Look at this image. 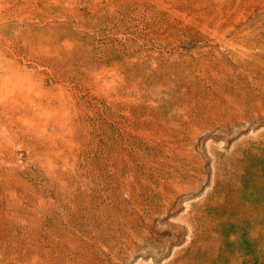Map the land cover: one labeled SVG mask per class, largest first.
Instances as JSON below:
<instances>
[{
  "label": "rangeland",
  "instance_id": "rangeland-1",
  "mask_svg": "<svg viewBox=\"0 0 264 264\" xmlns=\"http://www.w3.org/2000/svg\"><path fill=\"white\" fill-rule=\"evenodd\" d=\"M0 264H264V0H0Z\"/></svg>",
  "mask_w": 264,
  "mask_h": 264
},
{
  "label": "bare ground",
  "instance_id": "bare-ground-1",
  "mask_svg": "<svg viewBox=\"0 0 264 264\" xmlns=\"http://www.w3.org/2000/svg\"><path fill=\"white\" fill-rule=\"evenodd\" d=\"M160 131H162L163 133L165 132V134H166V133L169 134V131H170V130L167 129V128H166V129H163V128H162Z\"/></svg>",
  "mask_w": 264,
  "mask_h": 264
}]
</instances>
